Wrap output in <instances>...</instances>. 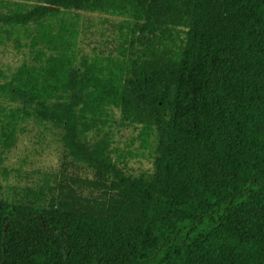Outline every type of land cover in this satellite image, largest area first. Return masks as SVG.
Returning a JSON list of instances; mask_svg holds the SVG:
<instances>
[{
	"label": "trees",
	"instance_id": "trees-1",
	"mask_svg": "<svg viewBox=\"0 0 264 264\" xmlns=\"http://www.w3.org/2000/svg\"><path fill=\"white\" fill-rule=\"evenodd\" d=\"M29 1L0 0L32 54L0 71V147L34 119L89 170L0 199V264H264V0ZM82 11L140 22L150 54L79 57ZM109 110L157 136L152 175L90 144Z\"/></svg>",
	"mask_w": 264,
	"mask_h": 264
},
{
	"label": "rangeland",
	"instance_id": "rangeland-1",
	"mask_svg": "<svg viewBox=\"0 0 264 264\" xmlns=\"http://www.w3.org/2000/svg\"><path fill=\"white\" fill-rule=\"evenodd\" d=\"M32 5L34 0L29 1ZM79 27L77 50L79 57L122 59L133 52L149 55L150 34L135 26L125 15L77 12ZM130 49L129 51H125ZM29 41L21 29L0 27V71L10 75L22 63L31 62ZM6 104V103H4ZM15 107L20 105H13ZM108 123L99 134L88 133L90 144L105 142L111 161L134 177L153 174V160L157 150V136L149 138L143 148L138 129L124 121L119 112L109 110ZM63 130L51 124L25 120L9 148L0 147V199L12 196L13 189L31 186L44 176L61 171L84 175L89 169L77 163L64 147ZM5 170L6 177L1 172Z\"/></svg>",
	"mask_w": 264,
	"mask_h": 264
},
{
	"label": "water",
	"instance_id": "water-1",
	"mask_svg": "<svg viewBox=\"0 0 264 264\" xmlns=\"http://www.w3.org/2000/svg\"><path fill=\"white\" fill-rule=\"evenodd\" d=\"M4 229H6V226L4 227Z\"/></svg>",
	"mask_w": 264,
	"mask_h": 264
}]
</instances>
